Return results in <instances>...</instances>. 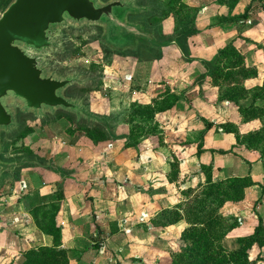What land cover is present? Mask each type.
Listing matches in <instances>:
<instances>
[{"label":"crops","instance_id":"1","mask_svg":"<svg viewBox=\"0 0 264 264\" xmlns=\"http://www.w3.org/2000/svg\"><path fill=\"white\" fill-rule=\"evenodd\" d=\"M219 14L199 9L186 44L178 36L168 54L130 64L131 99L151 112L144 133L91 140L74 129L68 140L41 136V161L17 152L0 162V264H175L186 230L200 226L202 192L233 180L250 184L216 211L233 224L222 246L232 251L264 225V158L235 133L244 134L231 119L228 71L210 67L237 38L228 25L240 23L217 26ZM222 86L231 92L219 99Z\"/></svg>","mask_w":264,"mask_h":264},{"label":"rangeland","instance_id":"2","mask_svg":"<svg viewBox=\"0 0 264 264\" xmlns=\"http://www.w3.org/2000/svg\"><path fill=\"white\" fill-rule=\"evenodd\" d=\"M13 1L0 0V16ZM92 1L97 7L119 1L124 9L115 11L112 19L106 18L96 23L65 18L63 23L51 27L48 33L51 44L48 48L39 51L25 48L29 56L37 58L44 77L70 80L58 94L85 114L61 108H44L33 112L26 109L21 100L8 96L3 104L12 115V125L0 128L1 163L18 160L19 156L11 157L17 152H23L28 161H41L34 153L41 136L49 140L59 135L60 140H68L74 129L84 134L86 139L92 129L95 130V138L103 136V129L105 136L111 138L131 139L144 133L150 115L131 99L137 82L130 80V64L143 62L157 54H168L169 49H163V46L175 41L178 36H182V43H185L186 38L196 32L194 27L199 9L206 7L212 11L221 10L217 26L229 22L226 20L240 21L237 25H228L237 38L219 53L221 60L214 61L217 65L210 67L217 72L228 71L224 85H232L233 90L231 92L230 88L220 87L219 99L227 97L230 92L233 95L231 102L238 108V117L232 116L231 119L236 122L241 118V132L244 134H240V130H235V133H239L242 145L245 146L244 140L252 141L255 137L254 145L264 151V0ZM114 21L126 28L114 25ZM185 33L192 35L183 37ZM246 53H249L251 63L244 60ZM229 73H235L238 77H229ZM246 78L253 81L244 87ZM98 128L101 135L96 134ZM233 129L237 127L233 126ZM217 216L218 225L213 231L219 240L232 223L221 215ZM245 244L249 248L235 254L216 251L217 257H212L211 262H208L209 255H201V264H224L226 260L233 264H262L261 243L252 241ZM203 251H206L205 247Z\"/></svg>","mask_w":264,"mask_h":264},{"label":"water","instance_id":"3","mask_svg":"<svg viewBox=\"0 0 264 264\" xmlns=\"http://www.w3.org/2000/svg\"><path fill=\"white\" fill-rule=\"evenodd\" d=\"M123 9L119 1L97 7L92 0H14L0 16V128L12 125V115L3 104L8 96L21 100L33 112L61 107L81 113L58 94L70 80L44 77L37 58L29 56L25 48H48L51 27L65 18L96 23L112 19L115 11Z\"/></svg>","mask_w":264,"mask_h":264},{"label":"trees","instance_id":"4","mask_svg":"<svg viewBox=\"0 0 264 264\" xmlns=\"http://www.w3.org/2000/svg\"><path fill=\"white\" fill-rule=\"evenodd\" d=\"M243 18L245 17H242L241 19ZM189 34L190 33H185L183 37L188 36ZM230 97L233 98L232 96ZM144 108L146 109L147 112H149V115L151 116L150 110L146 107ZM61 109L68 112H74L69 109H64V108ZM79 114H83V113H79ZM84 117L87 118L88 115H85ZM93 132H95L94 129H92L90 135H88L90 139L104 140V136H105L104 131H102L103 138L102 137L95 138L94 136L95 134ZM96 134L101 135L99 128ZM254 139L256 138L253 137L252 141L250 139L244 140L245 145H247V147L256 150L260 154L261 158H264V151L261 150L258 146L254 145ZM249 184L250 183L247 180H233L229 182L226 185V187L217 184L216 189L212 188L214 186H211V188L202 192L200 201L194 205V209H193L194 212L192 215L193 222H199L200 226L195 228L191 227L188 230H186V234H185L186 236L184 238V242L186 244L187 249L184 253L175 255L174 258L175 264H201L200 261L202 260L201 255H207V256L209 255L208 262H211L212 257H217L216 256L217 253L235 254V253H239V251L242 252L244 248H249L248 246H246L245 244L246 242L251 243L252 241H258L259 243H261V246L262 245L264 246V225L262 224V222L259 223V227H257V229L255 230V234L253 236L237 239L235 249L232 251H227L222 246V240L227 230H229V228L233 224L226 228V231H224V233L221 235V238L219 240L217 238V235H215V232L213 231V229H215V227L218 225L217 224L218 216L216 213L217 207H220V205L223 202H225V200H232L235 202L241 200L243 194V188L249 186ZM204 247L206 251H203ZM211 264H217V263L215 262ZM224 264H233V263L228 262V260H226Z\"/></svg>","mask_w":264,"mask_h":264}]
</instances>
